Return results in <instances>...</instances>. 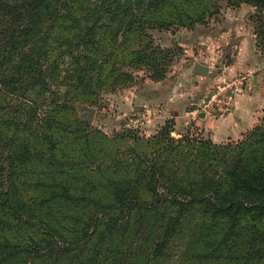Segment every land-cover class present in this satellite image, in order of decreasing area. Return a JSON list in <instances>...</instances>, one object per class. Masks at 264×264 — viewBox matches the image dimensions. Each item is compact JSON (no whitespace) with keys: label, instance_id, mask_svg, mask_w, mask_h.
<instances>
[{"label":"rangeland","instance_id":"1","mask_svg":"<svg viewBox=\"0 0 264 264\" xmlns=\"http://www.w3.org/2000/svg\"><path fill=\"white\" fill-rule=\"evenodd\" d=\"M172 6L166 13L169 19L163 17L173 23L170 26L146 29L145 36L133 34L123 44L119 38V47L113 48L115 56L110 57L113 64L100 75V90L80 94L69 81L62 84L61 78H53L49 88L56 89L60 99L56 105L50 104V99L43 103L44 113L36 117V124H45L51 117V127L56 128H47V135L56 143L50 146L41 141L35 146L31 140L26 161L20 157L25 149L19 148L24 147L21 137L27 132L17 136L14 129L22 100L19 96L1 97L0 172H6L7 182H0L2 197L17 208L21 201L31 203L43 222H49L46 213L52 211V234L57 233L60 241L79 244L88 232L89 239L81 244V258L88 264H245L247 258L251 230L244 225L226 244L220 232L215 234V245L222 248L210 251L215 259L210 255L205 258L200 256L202 249L190 241L189 232L199 221L196 212H190L194 222L176 226L173 233L146 221V212H141L137 202L126 208L112 206L114 191L121 192V185L135 175L138 165L165 143L155 140L165 123L170 124L175 140L190 131L221 146L242 141L264 119V49L256 45V9L232 5L228 0H174ZM143 47L165 52L158 55L166 71L162 80L152 81L140 66L128 67L133 53ZM195 64L208 66L212 76L192 75ZM111 65L114 73L109 71ZM242 101L253 109L252 126L240 136L222 137L221 141L214 135L212 139L216 122L234 115ZM54 109L56 112L51 111ZM27 119L34 135L35 121ZM63 187L71 196L67 211L62 206L66 197H59L64 195ZM45 193L53 195L48 206L41 204ZM138 198L143 203L149 201L143 190ZM14 223L10 219L9 225L0 226V243L3 237L12 240L19 234ZM43 229L41 225L31 228L38 237ZM224 247L232 252L225 254ZM95 248V256H90ZM34 264L41 263L35 260Z\"/></svg>","mask_w":264,"mask_h":264},{"label":"trees","instance_id":"2","mask_svg":"<svg viewBox=\"0 0 264 264\" xmlns=\"http://www.w3.org/2000/svg\"><path fill=\"white\" fill-rule=\"evenodd\" d=\"M228 2L256 9V45L264 49V0ZM173 4L174 0H0V101L1 97L14 96L22 100L14 129L17 136L27 132L21 137L25 145L19 148L25 149V155H20L23 161L32 149L31 140L35 146L41 141L55 146L54 139L47 135V128H56L51 127V117L45 124H36V117L44 113L43 103L50 99L49 103L56 105L60 99L58 91L49 88L53 78H61L62 84L69 81L80 94L100 90V75L112 63L110 57L115 56L113 48L119 47V38L123 44L133 34L145 36L146 29L170 26L173 23L163 17ZM109 42H113L112 47ZM147 49L134 52L128 67L140 66L152 81L162 80L166 71L162 69L164 64L158 62V55L165 52ZM113 66L110 73L116 70ZM120 77L126 75L120 73ZM27 117L35 121L34 135ZM262 123L242 141L221 146L190 131L175 140L171 137L170 124L165 123L155 139L157 143H165L138 165L135 175L121 185V192L114 191L112 206L126 208L137 202L141 212H146V221L162 227L163 232L173 233L176 226L194 222L190 212H196L199 221H195L189 232L190 241L202 249L200 256L205 258L210 255L215 259L210 251L222 248L215 245V234L220 232L226 244L244 225L251 230L244 263L264 264V246L257 247L264 243V119ZM33 151L37 153V148ZM5 175L2 170L0 182H6ZM62 190L64 195L59 197H66L62 206L67 211L71 196L67 195V187ZM141 190L148 194L146 203L138 198ZM52 201V193H45L41 204L48 206ZM35 214L31 203L21 201L17 208L2 197L0 189V226L9 225V220L14 219L19 232L12 240L2 238L0 264L9 260L13 264H27V261L34 264L35 260L41 264H88L81 258L84 254L81 244L89 239L88 232L84 234L85 241L71 245L63 239L60 241L57 233L52 234V211L46 213L48 223L43 222L42 215ZM39 224L44 228L42 237L31 230ZM37 232L40 233L38 229ZM164 243L165 239L159 247L163 248ZM97 250H92L90 256H95ZM223 252L229 255L232 249L227 251L224 247Z\"/></svg>","mask_w":264,"mask_h":264},{"label":"crops","instance_id":"3","mask_svg":"<svg viewBox=\"0 0 264 264\" xmlns=\"http://www.w3.org/2000/svg\"><path fill=\"white\" fill-rule=\"evenodd\" d=\"M244 104V101L239 102L234 115L216 122L213 131L214 134L213 137H211L212 139H215L214 135L220 139H222V137L228 139V137L240 136L245 132L246 128L248 129L252 126L250 121L253 115V109H248ZM221 141H223V139Z\"/></svg>","mask_w":264,"mask_h":264},{"label":"water","instance_id":"4","mask_svg":"<svg viewBox=\"0 0 264 264\" xmlns=\"http://www.w3.org/2000/svg\"><path fill=\"white\" fill-rule=\"evenodd\" d=\"M192 75L194 76H212L209 67L202 64H195L192 69Z\"/></svg>","mask_w":264,"mask_h":264}]
</instances>
